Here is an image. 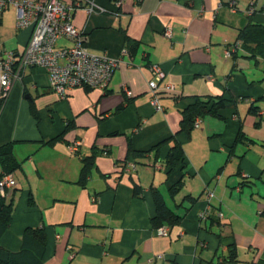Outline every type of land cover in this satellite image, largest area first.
Masks as SVG:
<instances>
[{
    "label": "crops",
    "instance_id": "0c3cea01",
    "mask_svg": "<svg viewBox=\"0 0 264 264\" xmlns=\"http://www.w3.org/2000/svg\"><path fill=\"white\" fill-rule=\"evenodd\" d=\"M95 1L103 11L74 8L73 22L90 51L121 57L106 88L81 85L60 98L44 67H21L19 59L15 65L0 110V146L13 143L21 165L1 243L16 251L27 227L44 226L41 264H264V51L253 41L225 56L243 28L264 25V0L253 13L252 0H237L236 11L228 0ZM16 20L14 6L4 10L0 45L19 58L32 29H17ZM57 44L73 40L61 37ZM152 63L167 73L162 109L152 102ZM198 96H224L225 105L180 133L183 106ZM173 136L186 164L169 172L171 142L159 158L153 148ZM89 156L94 165L82 184ZM155 188L182 215L167 236L152 222Z\"/></svg>",
    "mask_w": 264,
    "mask_h": 264
},
{
    "label": "built area",
    "instance_id": "2783aa9c",
    "mask_svg": "<svg viewBox=\"0 0 264 264\" xmlns=\"http://www.w3.org/2000/svg\"><path fill=\"white\" fill-rule=\"evenodd\" d=\"M233 11L238 9L237 0H228ZM257 0H252L249 13L255 11ZM14 6L17 11L16 27L24 29L31 27L32 33L24 53L18 58L13 50L0 45V84L1 99L9 95L14 79L15 65L19 59L21 67L41 66L48 73L49 86L60 98H66L74 87L86 85L90 87L106 88L116 68L120 65L121 57H112L108 54H98L89 50L86 42L87 35L73 22L74 8L86 6L92 12L104 10V7L95 0H74L72 4L62 0H0V20L5 9ZM164 34L172 37L173 27L168 25ZM61 37L73 40L72 45L59 46L57 41ZM241 48V41L229 45L225 49V56L231 57ZM126 52V50H124ZM152 102L157 109H162L159 103L160 83L167 73L160 63L151 64ZM172 89L173 85H167ZM201 117H197L195 127H200ZM80 140L69 145L71 151L78 150ZM134 165V162H133ZM154 165L159 166L156 161ZM135 166V165H134ZM127 165L124 164V168ZM17 186L14 172L3 173L0 176V193L10 196ZM212 193L208 192L210 196ZM209 208V207H208ZM209 209L203 211L201 216L207 215ZM222 216L223 214L220 213ZM158 235H169L170 227L162 225L155 228ZM75 253L72 252L71 256Z\"/></svg>",
    "mask_w": 264,
    "mask_h": 264
},
{
    "label": "trees",
    "instance_id": "16d2710c",
    "mask_svg": "<svg viewBox=\"0 0 264 264\" xmlns=\"http://www.w3.org/2000/svg\"><path fill=\"white\" fill-rule=\"evenodd\" d=\"M237 41H241V47L243 45L248 46L255 41L257 44L256 47L264 51V25L249 24L242 29L240 38ZM3 100L0 98V110ZM225 101L226 98L224 96L191 97L190 102L183 106L179 132L190 133L195 126L197 117H203L208 114H220L219 111L225 105ZM164 142H171L170 150L166 158L169 172H172L179 164L185 165L186 156L184 148L176 136L160 141L154 146L153 150L155 151L156 158H159L160 149ZM144 154V152H136L135 156H143ZM0 162L2 165L0 176L3 173L14 172L21 165L14 154L13 143H6L0 146ZM93 165L94 157L89 156L82 167L79 179L80 183H86L92 172ZM181 184L180 182L172 187L171 193L173 195L180 190ZM134 188L136 195L139 196L142 194L143 189L138 183L135 184ZM9 197L3 196L0 193V264H41L48 246V234L44 226L27 227L23 234L21 247L16 251L6 248L1 243V238L10 227L14 215V199ZM154 197L157 204V214L152 219L153 225L159 227L162 225L172 226L179 223L182 215L166 203L163 194L157 188L154 189Z\"/></svg>",
    "mask_w": 264,
    "mask_h": 264
}]
</instances>
